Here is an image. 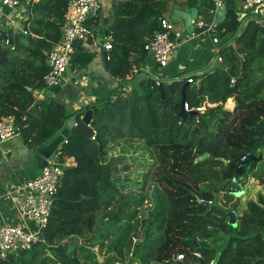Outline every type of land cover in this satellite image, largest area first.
<instances>
[{
    "label": "trees",
    "instance_id": "1",
    "mask_svg": "<svg viewBox=\"0 0 264 264\" xmlns=\"http://www.w3.org/2000/svg\"><path fill=\"white\" fill-rule=\"evenodd\" d=\"M71 1L29 4L26 34L14 36L11 48L7 32L0 38V54L7 48L0 63V118L13 119L32 152L72 120L57 154L60 164L69 157L75 163L63 168L42 241L0 264H113L131 250L140 264H264V198L259 194L256 201H248L237 226L227 225L237 200V188L227 180L242 183L250 174L264 184V163L256 169L264 160V17L245 21L233 41L220 49L222 63L211 70L172 81L145 78L131 86V72L145 65L146 39L160 30L164 15L157 0H113L114 20L103 35L112 34L107 72L118 82L105 98L69 113L60 103L35 106L33 92L44 89L46 56L59 38ZM78 53L70 67L80 61L88 65L94 57ZM188 80L192 82L184 96L190 108L206 102L216 106L181 119L182 87ZM230 98L235 102L232 113L223 108ZM88 111L92 117L86 124L82 117ZM122 139L144 141L162 169L158 182L163 202L150 225L139 221L142 228L134 219L143 199H128L123 191L127 183L117 177L123 157L106 158L111 145ZM205 154L207 158L198 161ZM249 154L261 160L255 165L245 162ZM98 214L103 220L95 228ZM108 226L110 233L114 227L122 229L120 248L108 241ZM134 228L143 233L139 243L132 242ZM194 251L201 260L190 255ZM177 254H184L185 260L174 262Z\"/></svg>",
    "mask_w": 264,
    "mask_h": 264
},
{
    "label": "crops",
    "instance_id": "2",
    "mask_svg": "<svg viewBox=\"0 0 264 264\" xmlns=\"http://www.w3.org/2000/svg\"><path fill=\"white\" fill-rule=\"evenodd\" d=\"M20 1L22 3L19 23L24 25V22L28 18V7L31 1ZM190 1L195 2L194 7L190 6ZM220 1L226 9L225 18L221 23L215 24L216 0H157L156 6L163 12V17L171 22L170 16L173 10L189 13L191 9H196V21L204 23L205 30L203 34L192 37L185 33L183 21L176 20L174 24L177 25L180 36L175 40L177 46L175 55L165 68L158 69L153 58L146 54L145 65L140 70L136 69L137 72L135 74L131 72L129 76L130 78L132 77L131 86L137 85L145 78L156 79V77L160 76L167 81H172L187 78L190 75H199L211 70L217 63L216 60L220 49L233 41L234 33L240 32L241 26L245 24V21L252 18L257 20L263 19L253 14H247L241 19L237 15V10L243 0ZM99 2L101 10L96 20L92 21L88 26L89 35L83 42H78L74 45V53L77 54V57L80 51L87 54L94 53L93 56H95L88 65L80 61L79 64L76 62L73 67H69L63 77V79L68 81L66 88L57 92L54 97H47L46 93L43 94L41 92L42 89L35 90L33 92L35 106L55 102L63 105L67 112L74 113L92 104L95 99H103L112 92L118 79L111 78L107 72L100 51L104 42L103 32L112 25L114 20L112 10L113 0H99ZM8 17H12V13L7 8L1 7L0 25L3 32H7L10 29L7 23ZM12 31L13 36L21 34L15 29ZM201 32L202 30L200 31L194 26V34ZM92 63H96L97 66L89 72V68H92ZM127 89L125 90L129 91L130 86ZM27 90L30 91V88H27ZM210 105L212 106L207 107L213 108L216 106V104ZM223 108L232 113L235 108L234 100L232 98L228 99ZM72 123V120H68L66 128L69 129ZM31 153L32 151L23 144L20 135L0 143V224L23 227V221H21L18 215L21 193H15L14 190L18 189L26 181L35 178L40 172L36 168L35 162L30 158ZM63 165L64 167L75 166L74 159L71 157L65 158ZM259 194L264 198V184L259 185L255 179L249 178L242 188L241 196L238 198V201L242 202V197L244 200L243 204L245 205L242 204L241 207L237 206V219L245 209L246 203L248 201H256ZM8 195H10L9 199H7ZM29 226L32 229L35 228L34 225ZM96 253L98 254V250ZM102 259L104 261V258Z\"/></svg>",
    "mask_w": 264,
    "mask_h": 264
},
{
    "label": "built area",
    "instance_id": "3",
    "mask_svg": "<svg viewBox=\"0 0 264 264\" xmlns=\"http://www.w3.org/2000/svg\"><path fill=\"white\" fill-rule=\"evenodd\" d=\"M31 3L39 0H30ZM20 0H0V8H7L12 17L7 18V23L12 30H17L21 34H26L22 24H20ZM216 5L221 6V1L216 0ZM101 10L99 0H72L67 7L64 20L60 28L58 40L52 44L51 49L46 56L47 73L43 76L44 89L42 93H47L51 87L57 85L64 77L67 69L71 66V56L74 54V45L83 42L89 35L88 22L95 21ZM247 14H253L261 18L264 17V0H243L237 15L244 18ZM193 26L201 33L190 34L197 37L204 33L205 25L201 21H192ZM262 26V24L260 25ZM4 32L0 25V38ZM172 36L179 38L180 32L175 30V24L167 19L160 21V30L155 31L146 39L144 51L150 55L157 68L162 69L168 65V62L175 55L176 42ZM176 40V39H175ZM112 34L104 36L102 49L109 52L112 48ZM8 45V40L6 41ZM12 46V45H11ZM11 46L9 48H11ZM217 63H222V58L217 57ZM133 74L137 72L134 69ZM158 81V77L155 79ZM189 84L192 80L187 81ZM159 85L158 82H156ZM208 103L201 107L190 108L187 103L183 104L186 112L194 111L203 113ZM19 129L14 124L13 119L0 118V143H3L17 135ZM65 142V140H64ZM63 142V143H64ZM62 145V144H61ZM59 149V148H58ZM57 149V150H58ZM59 154L57 151L47 160V166L40 170L39 174L26 181L24 184L14 190L15 193H21V202L18 215L23 221V227L0 224V260L6 259L10 255H16L24 250L42 241V230L45 227L48 216L51 212L54 197L57 193L59 182L63 176L64 165L58 162ZM245 160V158H243ZM10 195L7 196V199ZM25 224V227H24ZM29 225H34L32 229ZM190 255L201 260L199 252H190ZM174 262H183L184 254H177L172 257ZM113 264H140L133 255V251L126 253L122 258L116 260ZM208 264H215L211 260Z\"/></svg>",
    "mask_w": 264,
    "mask_h": 264
},
{
    "label": "rangeland",
    "instance_id": "4",
    "mask_svg": "<svg viewBox=\"0 0 264 264\" xmlns=\"http://www.w3.org/2000/svg\"><path fill=\"white\" fill-rule=\"evenodd\" d=\"M108 157H123L119 160V175L117 177L127 183L125 188L123 189L124 194L128 199L131 200L138 201L141 198L143 199L142 202H140V206L137 207L138 214L134 221H136V226L138 227H140L139 221L141 222L142 219L144 220V222L150 225L152 217L155 215V211L163 202V194L158 182L162 169L158 166L153 149L146 146L144 141L141 140L122 139L111 145L106 158ZM263 163L264 160L257 166L256 169L259 170ZM124 167L126 168L122 170ZM244 178L245 180L243 181V187L245 186L248 179L252 177L250 176V174H246ZM245 193H247V191H245ZM241 199L242 202L238 201V207H241L244 203L242 197ZM237 211L238 208H236V210L234 211L235 215H237ZM95 218L97 221L95 228H97L100 224H102L100 221L103 220V217L101 216V214H98ZM135 229L136 228L132 229V231L134 232L133 235L136 234L132 237V242L139 243L143 238V233L142 231H136ZM110 230L111 228L110 226H108V230L105 232L106 234H110L108 241H110L112 245L120 248L122 244V229L120 227H114L112 228L111 233ZM95 231L97 232L98 230H94V233ZM88 238L89 237H87V239ZM76 242L80 245L83 243V240L76 239ZM220 246L221 244L218 245V248H220ZM97 249V247H94L93 251L96 253ZM219 250H217V252ZM111 255L115 257L116 254L111 253ZM111 255H108V257H111ZM104 256L107 255L105 254Z\"/></svg>",
    "mask_w": 264,
    "mask_h": 264
},
{
    "label": "water",
    "instance_id": "5",
    "mask_svg": "<svg viewBox=\"0 0 264 264\" xmlns=\"http://www.w3.org/2000/svg\"><path fill=\"white\" fill-rule=\"evenodd\" d=\"M225 13H226V9L224 6H217L216 7V11H215V19H214V23L215 24H219L221 23L224 18H225ZM197 18V10L196 9H191L189 13H185L179 10H173L172 14L170 16V19L172 21H176V20H181L184 23V29H185V33L190 35L192 34L193 30H194V26L192 25V21H195ZM262 27V26H260ZM13 31L12 29H9L7 31V39H8V45L7 48H9L12 44H13ZM7 48L4 49L1 54H0V63L3 61L4 56L7 53ZM101 57H102V61L104 64V67H108V52L105 50H101ZM94 54V53H93ZM95 56V55H94ZM77 57V54L74 53L71 56V60L74 61ZM96 63H92V68H89V72L92 71V69L96 68ZM68 81L61 78L59 83L53 87L50 88V90L46 93L47 97L52 98L55 96V94L57 92H59L60 90H62L63 88H66V83ZM189 85V83H185L182 87V98H181V102H180V113L179 116L181 119H186L190 116H196V112L191 111V112H186L183 109V104L185 103V96H184V91L186 89V87ZM92 117V112L88 111L84 114V116L82 117L84 123L88 124L91 120ZM261 134L264 133V129H262ZM70 133V130L68 128H63L51 141H49L47 144L39 147L37 150H35L34 152L31 153L30 158L35 162L36 168L38 170H42L44 167L47 166V160L52 157V155L57 151V149L60 147L61 144H63L64 140L68 137ZM262 142L264 143V137L262 139ZM205 158H207V154L199 157L198 161H202ZM261 160V157H259L258 159H256L253 155L249 154L247 155V157L245 158V162H249L252 161L254 163V165ZM224 164H227V161L222 160ZM243 170V167H240L236 170V174L239 175ZM227 183H233V185L237 188L236 193L234 194L236 198H239V196H241L242 194V188H243V182L242 183H238L236 180H227ZM238 206V199L235 201V203L233 204L232 207V211L228 214V222L227 225H231L232 227H236L237 226V217L235 215V210ZM223 231H225V227H223ZM47 255L50 256V253L47 252ZM96 258L97 261L99 263H101L103 261V259L96 253Z\"/></svg>",
    "mask_w": 264,
    "mask_h": 264
},
{
    "label": "clouds",
    "instance_id": "6",
    "mask_svg": "<svg viewBox=\"0 0 264 264\" xmlns=\"http://www.w3.org/2000/svg\"><path fill=\"white\" fill-rule=\"evenodd\" d=\"M140 263V262H139Z\"/></svg>",
    "mask_w": 264,
    "mask_h": 264
}]
</instances>
